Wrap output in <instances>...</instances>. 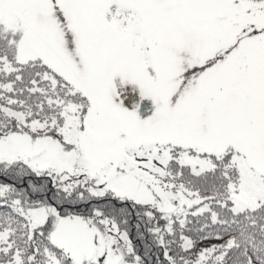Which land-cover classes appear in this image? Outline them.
Returning a JSON list of instances; mask_svg holds the SVG:
<instances>
[{"label": "snow or ice", "instance_id": "snow-or-ice-1", "mask_svg": "<svg viewBox=\"0 0 264 264\" xmlns=\"http://www.w3.org/2000/svg\"><path fill=\"white\" fill-rule=\"evenodd\" d=\"M0 264H264V0H0Z\"/></svg>", "mask_w": 264, "mask_h": 264}]
</instances>
